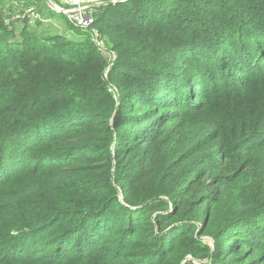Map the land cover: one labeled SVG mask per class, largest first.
I'll return each instance as SVG.
<instances>
[{
	"label": "trees",
	"instance_id": "16d2710c",
	"mask_svg": "<svg viewBox=\"0 0 264 264\" xmlns=\"http://www.w3.org/2000/svg\"><path fill=\"white\" fill-rule=\"evenodd\" d=\"M3 19L0 264H264V0L101 6L134 104L111 127L94 42ZM145 161L159 180L136 181Z\"/></svg>",
	"mask_w": 264,
	"mask_h": 264
},
{
	"label": "rangeland",
	"instance_id": "374dc122",
	"mask_svg": "<svg viewBox=\"0 0 264 264\" xmlns=\"http://www.w3.org/2000/svg\"><path fill=\"white\" fill-rule=\"evenodd\" d=\"M3 1L4 0H0V3L3 2ZM50 1L52 3L53 2L59 3L58 0H50ZM108 1H114V0H108ZM34 2H35V5L38 7V11L41 14L44 12L43 15L45 17H48V19L51 21V23H53L56 20V24L55 25L54 24L53 25L52 24L48 25V24L43 23L42 21H38L36 24L31 25L30 21L23 20L20 23H18L20 26H22V25L24 26L27 23L28 27H30L34 32L46 33V34L53 35V36L59 35L60 33H64L65 34V33H67L68 31H70L72 29L76 30L70 25V23L68 22L66 17H64L61 14L55 13L54 10H56V9H53L51 7L53 9V11H52L49 8V5H48L47 1L44 2V3L43 2L41 3L44 6V11L39 8V5H37L36 1H34ZM39 2H41V0H39ZM99 2H101V1H99ZM120 3H122V2H120ZM24 4H22V3L14 4V6L21 7V10H23L24 8H26L25 6L34 5V4H29L28 0L26 2V5H24ZM45 4L47 5V7H46ZM41 14H40V16L42 17L43 15H41ZM22 17H24V16H22ZM42 19H43V17H42ZM126 19H131L130 22L133 20L130 15H129V17L127 15ZM6 20H4V23H5ZM130 22H128V23H130ZM38 23L41 24L40 27H37ZM14 25L15 24L13 23L12 24L13 29H14ZM5 26L8 28V30H10V31L13 30V29H10V27L8 25L5 24ZM32 27H37V28H32ZM101 27L102 26H97V28H98L97 29V28H94V26H93V30L86 31L88 33L85 36L82 35V36H78L77 37L76 35L83 34L84 32L76 31L74 35H72L70 32H68L67 37H65V36L64 37L69 39V40H78L79 39V40H83V41H89V39H90V41H93L94 44L96 45V47L98 49V52L101 53L100 55L102 56V58L107 60L108 66L104 69V71H102V78H101V76L99 77L98 70L95 69V68H92L91 72H89V74H90V77L94 80V82H99L101 84L106 85L109 93L113 96L112 100L107 102L109 104L110 110H112L113 113H114V114H112V116H110L108 119H106L108 121L110 127H111L113 125L115 126L116 117L119 116V118H118V120H119L121 118V115L125 112V110H126V109H124L125 105H127V104L134 105V104H132L131 101H128L126 98H121V94L123 92H126V90H125L126 85L124 83V79H115L114 80L113 77H112V72H113L114 65H115V63L117 61V56L113 52V50H112V48L110 46L111 44L109 43V39L107 37V32H102ZM2 30H3V28L1 27V24H0V35L2 34ZM105 30L108 31L107 29H105ZM16 32H19V30L18 31L16 30ZM96 34L98 35V39L95 38V40H94V35H96ZM68 36H70V37H68ZM13 44H15V42L12 43V45ZM76 50H77V48H76ZM89 52H90V49L83 48L82 51H81V54L82 55L85 54V56H87ZM69 56L75 57V56H77V54H73V53L69 52ZM8 57L9 56L5 57L4 59H1L0 60V65H2L3 67H6L9 64L8 63L9 61L7 60ZM6 77H8L7 82L11 83L12 86H14V84H18V85H22L23 86L26 83V80H25L26 73H24V72H22L20 70H17V69L11 71L10 75H6ZM3 84L8 86L4 82H3ZM73 101H78V105L82 108V106L84 104L83 100H81L78 97H76V98L71 97V99L67 102V104H69V103L72 104ZM11 107H12L11 104L2 105L0 107V111H1V113L7 112V111L11 110ZM151 110H153V108H151ZM178 110L176 109V111H173V110L172 111L170 110V111L176 113ZM136 111H138V109H136ZM91 112H92V110L90 109L88 113H91ZM118 145H121V144L119 143ZM115 147L113 148V150H115ZM116 158L113 157V160H114V162L116 163L117 166H127V165H129L132 162V160L130 158H124L123 159V164H122V162H120V160H119L121 157L116 156ZM138 168H139V171L137 172V175H136V181H142V182L148 181V182H151L154 177H157L158 180L161 177V171H158L157 169L152 167L148 161H145L142 164V166H140ZM128 171L129 172H127L126 175L131 176L132 175L131 172L132 171L135 172V169L129 168ZM170 176L171 175H165L163 181L165 182L166 180H168L170 178ZM120 197H122V196H120ZM204 241L209 246L213 247V240L211 238L206 237V238H204ZM236 254L239 255V254H241V252L236 251ZM190 260H192V259H190ZM194 262H195V264H207V261L198 262V261L194 260Z\"/></svg>",
	"mask_w": 264,
	"mask_h": 264
},
{
	"label": "built area",
	"instance_id": "2783aa9c",
	"mask_svg": "<svg viewBox=\"0 0 264 264\" xmlns=\"http://www.w3.org/2000/svg\"><path fill=\"white\" fill-rule=\"evenodd\" d=\"M11 1L14 4L26 3V0ZM94 4L100 6L102 5V2H96L95 0H61L59 5L56 3L54 4L56 7V10L54 11L66 17V19L74 29L86 32L88 30H93V26L96 22L98 11ZM23 20L30 21L31 25L36 24L38 21H44L40 14L37 12L36 7L30 6L24 8L19 16L14 17L13 15L10 20L7 19L5 21V24L8 25L10 29H13V23L16 25ZM95 38L98 39L97 34L94 35V40Z\"/></svg>",
	"mask_w": 264,
	"mask_h": 264
},
{
	"label": "crops",
	"instance_id": "0c3cea01",
	"mask_svg": "<svg viewBox=\"0 0 264 264\" xmlns=\"http://www.w3.org/2000/svg\"><path fill=\"white\" fill-rule=\"evenodd\" d=\"M36 2H37V5H39V8L41 9V10H43L44 11V6L41 4L42 2L44 3V2H46L45 0H41V2H39V0H35ZM59 1V3H60V1L61 0H58ZM99 1H101L102 2V5L101 6H108V5H105V3L106 2H108V0H96V2H99ZM26 2H27V0H26ZM28 2H29V0H28ZM48 3V2H47ZM54 4L56 3V2H53ZM59 3H56V4H59ZM119 3V2H118ZM117 3V4H118ZM122 3H124V2H122ZM24 5H26V3L24 4ZM46 5V4H45ZM48 5H49V3H48ZM30 6H34V7H36V9H37V11H38V7L36 6V5H30ZM30 6H25V7H30ZM94 6L97 8V11H98V13H99V8L101 7H99L97 4H94ZM46 7H47V5H46ZM49 8L53 11V9L51 8V6L49 5ZM21 12H22V10H21V7H17V6H14V3H12V1L11 0H4L3 2H1L0 3V15H3V17H4V19H3V21L4 20H6V19H10L13 15H14V17L15 16H19V14H21ZM39 12V11H38ZM40 13V12H39ZM44 13V12H43ZM43 13L41 14V15H43ZM56 13V12H55ZM16 14V15H15ZM58 14V13H57ZM9 15V16H8ZM43 17V19H44V21H43V23H45V24H48V25H55L56 24V20L53 22V23H51V21L48 19V17H45L44 15L42 16ZM69 22V21H68ZM5 24V23H4ZM71 25V24H70ZM23 26V25H22ZM22 26H20L19 24H16V25H14V29L15 30H19V28L20 27H22ZM76 31H78V30H70V31H68V32H70L72 35H74L75 34V32ZM68 32L67 33H60L59 35H63V36H65V37H67V34H68ZM18 34H19V32H16V36H18ZM68 37H70V36H68Z\"/></svg>",
	"mask_w": 264,
	"mask_h": 264
},
{
	"label": "water",
	"instance_id": "95a60500",
	"mask_svg": "<svg viewBox=\"0 0 264 264\" xmlns=\"http://www.w3.org/2000/svg\"><path fill=\"white\" fill-rule=\"evenodd\" d=\"M126 1H128V0H114V1H108V2H106L105 3V5H111V4H116V3H120V2H126ZM47 2L49 3V5L53 8V9H55L56 7H55V5L50 1V0H47Z\"/></svg>",
	"mask_w": 264,
	"mask_h": 264
}]
</instances>
